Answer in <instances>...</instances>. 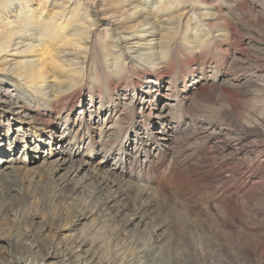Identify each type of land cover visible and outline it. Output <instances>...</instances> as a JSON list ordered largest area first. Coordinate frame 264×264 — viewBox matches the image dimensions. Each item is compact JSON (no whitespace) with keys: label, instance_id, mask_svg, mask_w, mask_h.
<instances>
[{"label":"bare ground","instance_id":"6f19581e","mask_svg":"<svg viewBox=\"0 0 264 264\" xmlns=\"http://www.w3.org/2000/svg\"><path fill=\"white\" fill-rule=\"evenodd\" d=\"M99 2L103 4L101 8ZM104 3L103 0H0V83L14 88L17 97L11 99L7 95L14 109L33 113L27 117L39 124V129L33 131L34 134L39 131L36 136L45 133L50 140L56 137L51 116L55 114L61 120L64 111L68 115L80 105L85 86L90 93L89 108L94 110L95 96L102 97L103 87L108 88L109 83L115 87L123 75L129 76L127 83L134 91L136 106L131 110L130 127L124 130L120 141L104 150L100 145L123 113L119 102L112 103L107 121L102 122L91 114L83 118L85 108H82L73 122L65 120L69 131L74 133L73 147L68 150L63 146V137L54 140L44 165L54 175L67 161L74 162L72 155L80 153L77 144L86 140L83 154L86 159L69 168L58 185L60 191L70 189L73 176L82 166L88 168L95 154L103 152L105 163L114 162L109 174H96L93 167L82 176L97 181L95 198L104 189L118 185L116 176L131 177L135 172L152 176L155 193L165 190L183 194L185 202H179L178 211L191 225H180L177 233L170 226L174 232L166 241L169 260L172 258L177 264H264V132L253 133L242 126L224 127L214 121L200 128L174 124L179 93L173 82L164 80L170 72L164 62L171 46L178 41L173 36L176 29L172 26L173 16L167 19L160 16L174 7L183 9L182 1L120 0L131 5L121 12L132 23L129 26L135 28L128 34L117 30L123 22L122 16H117L120 12ZM170 20L172 24H167ZM193 29L186 30L192 36L186 48L194 42V49H188L189 52L205 45L203 35L195 36ZM130 39L147 47L132 48ZM125 40L127 46L122 44ZM257 69H263L258 75L264 80V55L259 56ZM127 83H123V88L128 87ZM107 98L111 100L110 96ZM129 131L136 135L132 141L128 138ZM177 146L183 156L173 155ZM2 150L0 200L10 196L9 187L18 189L21 183L14 162L4 158ZM28 152L37 153L36 148H28L25 155ZM133 159H138L140 166H133ZM72 189L79 190L81 185L77 183ZM140 189L135 197L134 215L144 212L148 204L143 200L145 188ZM117 197L108 195L102 205H110ZM91 207L81 208L74 222L89 217ZM20 242L18 245L22 244L24 251L38 247L30 231L22 233ZM146 244L148 247L149 243ZM87 246L84 238L71 239L57 253L58 264H107L94 254L91 245ZM27 262L30 264L29 259Z\"/></svg>","mask_w":264,"mask_h":264},{"label":"rangeland","instance_id":"374dc122","mask_svg":"<svg viewBox=\"0 0 264 264\" xmlns=\"http://www.w3.org/2000/svg\"><path fill=\"white\" fill-rule=\"evenodd\" d=\"M103 1L104 6L110 5V9L120 12L117 14L123 20L117 28L120 34L134 31L135 28L129 26L132 23H128V19L124 17L126 13H121L126 8L130 9L131 5L120 3V0ZM178 1L183 2V9L180 6L174 7L171 12L160 16L165 19L173 16L171 19L175 24L171 20L167 24L176 28L173 36L178 41L171 46L164 62L170 69L164 80L173 82L179 93L180 103L177 115H174V124L178 122L181 128L187 124L200 128L209 121H214L224 127L242 126L253 133L264 132V80L259 77L263 69L256 70L259 56L264 55V0ZM101 5L103 4L99 2L98 8ZM157 23L165 25L159 21ZM191 28H195V36L203 35L205 40V45L193 52L188 49H194V42L186 48L188 41L192 40L186 30ZM135 41L130 39L132 48L147 47L139 45L142 42ZM107 42L112 45L109 39ZM122 44L127 46L126 40ZM163 45L166 46L167 42L164 41ZM103 72L104 70L101 73ZM128 78L129 76L123 75L119 77L120 82L115 87L110 83L108 88L103 87V96H95V110L89 108L90 93L86 86L83 87L80 105L75 106L68 115L64 111L61 120L55 114L51 116L55 125L53 136L56 135L51 140L48 134L36 136L39 131L33 133L39 129V124L27 117L33 113L14 109L7 98V95L12 96L11 99L17 97L14 88L4 85V82L0 83V136L3 138L0 149L3 148L1 153H5L4 158H10L14 162L21 181L18 189L16 186L9 187L10 196L0 200V264H28L27 259L30 264H58L57 253L75 237L84 238L87 248L91 245L94 254L107 264H167V260L168 264L171 260L170 264H177L174 259L169 260L167 257L169 243L166 244V241L174 232L170 226L176 231L180 225H191L178 211L179 202H185L183 194L165 190L163 193H155L152 187L156 184H153L152 176L138 175L135 172L131 177L116 176L119 186L104 189L95 198L97 181L89 177L83 179L82 176L93 167L96 168V174H109L114 162L110 160L105 163L103 152L95 154L92 161L88 160L91 163L89 167L82 166L80 172L73 176L70 189L60 191L62 177L69 168L86 159L83 156L86 140L77 144L80 153L72 155L71 161L74 162L67 161L54 175L44 165L45 160L50 157L48 153L54 147L53 145L51 148L54 140L59 141L63 137L62 145L68 150L73 147L74 133L69 131L65 120L67 123L69 120L73 122L82 108H85L83 118H88L91 114V117L95 116L97 121L102 122L107 121L112 103L119 102V107L124 108L123 113L111 125L105 139L103 136L100 145L104 150L111 143L120 141L124 130L130 127L131 110L136 106L133 103L134 91L127 83ZM123 83H127L128 87L123 88ZM135 108L139 112L138 107ZM117 115H114L113 120ZM128 138L132 141L136 135L129 131ZM131 145L132 143L129 146ZM28 148H36L37 153L28 152L25 155ZM174 152V156H183L178 146L174 148ZM40 161L44 163L41 164ZM132 161L133 166H140L138 159ZM77 183L81 185V189L74 191L72 188ZM140 188H145L143 200L148 204L144 212L134 215L135 197L141 192ZM2 193L0 191V199L3 198ZM108 195L118 197L110 205H102ZM85 206H92L88 211L90 216L74 222L80 209ZM204 219L209 220L206 217ZM26 231L34 233L37 248L24 251L22 244L18 245L21 243L22 233ZM145 242L149 243L148 247Z\"/></svg>","mask_w":264,"mask_h":264}]
</instances>
